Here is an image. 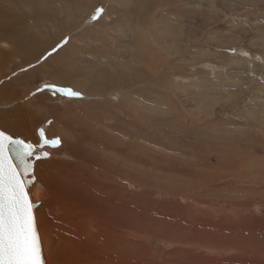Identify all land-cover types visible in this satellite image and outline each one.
<instances>
[{
	"label": "rangeland",
	"instance_id": "1",
	"mask_svg": "<svg viewBox=\"0 0 264 264\" xmlns=\"http://www.w3.org/2000/svg\"><path fill=\"white\" fill-rule=\"evenodd\" d=\"M65 38L67 44L42 59ZM45 85L80 96L53 94ZM38 96L68 112L56 116L48 107L49 120L42 108L32 123L27 112ZM73 114L78 129L71 136L85 139L93 118L94 137L109 132L116 148L120 133L131 144L134 134L145 159L164 164H138L115 150L101 154L94 149L99 143L88 142L73 161L58 151L60 143L45 148L47 157L35 161L42 189L36 184L30 192L40 203L35 217L46 264H77L82 239L114 251L108 264H264V0H0V128L33 144L41 131L60 141L66 129L56 118ZM123 145L116 149L129 152ZM101 157L116 160L120 174L111 185L116 200L130 204L135 225L128 232L111 228L102 215L92 217L108 209L93 190Z\"/></svg>",
	"mask_w": 264,
	"mask_h": 264
},
{
	"label": "bare ground",
	"instance_id": "2",
	"mask_svg": "<svg viewBox=\"0 0 264 264\" xmlns=\"http://www.w3.org/2000/svg\"><path fill=\"white\" fill-rule=\"evenodd\" d=\"M10 9V8H9ZM2 14H3V12H2ZM7 17H8V15H6ZM6 16H4V17H6ZM6 17V18H7ZM9 18H10V16H9ZM14 20V19H13ZM8 25V24H7ZM8 27V26H7ZM4 29H6V28H4ZM13 33H15V32H13ZM14 35V34H13ZM37 40H39L38 38H35L34 39V43H35V41H37ZM44 41H46V40H44ZM49 41V40H48ZM30 42V41H29ZM51 42V41H50ZM32 43V42H31ZM47 43V42H46ZM52 44V43H51ZM45 48V47H44ZM43 47H41L40 49H44ZM32 49V48H31ZM34 54V53H33ZM32 55V54H31ZM36 55V54H35ZM35 55H32L33 56V58H34V56ZM33 58H32V60H33ZM111 74V73H110ZM114 74V73H113ZM112 75V74H111ZM113 76H115V75H113ZM118 79V78H117ZM30 80H32L33 81V79H30V78H26V81L27 82H29ZM62 81H64L65 83H69V84H71V81H72V79L70 78V77H65V74L64 75H62ZM118 82H120V81H118ZM65 86H66V84H65ZM71 86V85H70ZM121 86V85H120ZM97 93V92H96ZM54 94V93H53ZM39 97V96H38ZM49 99V98H48ZM122 105L124 104V102L123 101H121L120 102ZM34 104H35V106H34V110H33V108L32 107H30V110L27 112V116H29V117H31V119H32V123H35V121L37 120V118L39 117L40 119L42 118L41 116H39L40 114H37V112L38 113H40V111H37V110H41L42 108H47V112H48V107L50 108V109H52L54 112H55V115L56 116H60L62 113H65V112H68L66 109H63L62 107H60V106H58L57 104V106H54V105H50L49 104V106H47V103H46V99H43V98H38V99H36V100H34ZM91 110V108H94L93 107V104L92 105H89L87 108H85V111L87 110H89V109ZM71 110V109H70ZM30 111H32V112H30ZM70 113H71V111H70ZM74 115V114H73ZM72 115V116H73ZM47 116H48V119L50 120V119H52V116H54V115H52V116H49V112L47 113ZM66 116H67V113H66ZM72 116H70L69 118L68 117H66V118H68L69 120L67 121V120H65L66 118H56V123H57V125H60L61 124V126L63 125V127H64V129H66V132L67 131H69V134H67L66 132L64 133V132H62V133H60L61 134V139H60V148H59V150L58 151H60L61 152V150H65V152L67 153V155H68V159H70V160H76V159H78L80 156H81V154L80 153H82V154H85L84 153V150L87 148V143L88 142H90V144H89V146L90 147H94V144L95 143H99V146H97V148L96 147H94V149L95 150H97V149H100L101 150V154L102 153H104V152H109V151H111V150H115L119 155H123V157H132V159H133V162H135V163H138V164H144V163H146V162H148V163H150V164H152V163H154L155 165L158 163L155 159H153V160H150V161H147L146 159H145V157H144V153L142 152V151H140L139 149H138V147H137V144H136V141H138L139 140V138L138 137H136L134 134H133V137L135 138L134 140H135V142H133L132 144H131V142L128 140V138L127 137H129L128 136V134H126L125 132H122V133H120V136H121V140L122 141H120V143H124V145L122 146V147H125V148H130V150H129V152H125L124 154H123V151L122 150H120V149H116L117 147H119L120 146V143H118V146L115 148L114 147V143H113V137L112 136H114V138H116L115 137V135H110V133L109 132H104V133H97L96 134V137H94V134L92 135L91 134V132L92 133H94V127H92L91 126V124H93L94 123V121H93V118L91 119L92 121H90V124L88 125L89 126V128L91 129V131L89 130V135L88 136H86V138L85 139H80V138H77V136H71V132H72V130L71 129H73V128H76V129H78L77 128V123L75 122L76 120H75V118H76V116L74 115V117H72ZM51 117V118H50ZM72 117V118H71ZM133 117V116H132ZM88 118H91V117H88ZM131 118V117H130ZM133 119V118H132ZM43 120H46V118H44L43 117ZM85 120H87V119H85ZM18 121H20V118L18 117ZM72 121V122H71ZM79 121H81V120H79ZM2 122V121H1ZM4 122V121H3ZM21 122V121H20ZM38 122H40V121H38ZM82 122V121H81ZM70 123H72V124H70ZM4 124L9 128L8 130H12V131H14V128L12 127V126H10V125H8V124H6L5 122H4ZM55 124V123H54ZM54 124L52 125V130H55L56 129V127H54ZM67 124H70L69 126H67ZM123 124V123H122ZM23 125H24V123H23ZM82 125V127H85V126H83V122L82 123H80L79 124V126H81ZM87 126V125H86ZM123 126V125H122ZM125 126V125H124ZM54 127V128H53ZM102 127V126H101ZM140 127V126H139ZM141 128V127H140ZM24 129H25V125H24ZM86 129V128H85ZM102 129V128H101ZM105 129V131H107V128H104ZM110 129V128H109ZM129 129V128H128ZM82 130H84V128L82 129ZM87 130V131H88ZM93 130V131H92ZM118 130V129H117ZM77 131V130H76ZM103 131V130H102ZM119 131V130H118ZM79 132V131H78ZM82 132V131H81ZM84 132V131H83ZM86 132V131H85ZM121 132V131H120ZM127 132V131H126ZM144 132V131H143ZM88 133V132H87ZM116 133H118V132H116ZM69 135V136H68ZM73 135V134H72ZM80 135H81V133H80ZM84 135H85V133H84ZM87 135V134H86ZM139 135V134H138ZM151 136V135H150ZM153 136V135H152ZM53 137V136H52ZM142 137V136H141ZM140 137V138H141ZM142 139V138H141ZM84 140H86V141H84ZM133 140V141H134ZM152 140H153V137H152ZM157 140V139H156ZM117 145V144H116ZM124 148V149H125ZM177 149V148H176ZM99 150V151H100ZM128 150V149H127ZM127 150H125V151H127ZM90 151V150H89ZM88 151V152H89ZM114 151V152H115ZM87 153V152H86ZM95 153H96V151H95ZM91 154H92V152H91ZM94 154V153H93ZM146 154V153H145ZM229 154L232 156L233 154H234V151H233V153H231V150H230V152H229ZM104 156H105V154H103ZM107 155V154H106ZM61 156V155H60ZM87 156V155H86ZM99 156V155H98ZM111 155H109V157H110ZM114 156V155H113ZM112 156V157H113ZM147 156H148V154H147ZM108 157V158H109ZM116 157V156H115ZM150 157V156H149ZM149 157H147V158H149ZM101 158H103V157H101ZM111 158V157H110ZM109 158V159H110ZM117 158V157H116ZM152 158V157H151ZM150 158V159H151ZM64 159H66V158H64ZM67 159V160H68ZM104 159V158H103ZM162 159V158H161ZM57 160V159H56ZM66 160V161H67ZM94 160V159H93ZM91 161V165L93 164V162L94 161ZM97 160V159H96ZM98 160H99V158H98ZM97 160V162L94 164V170H93V172H94V188H93V190H94V194H96L97 196H98V198H97V200H99L100 199V203L98 204V205H100L102 208H104V207H108V209L107 210H101V209H98V211L100 212H98V211H96V210H94V214L92 215V214H90V215H92V217L93 216H97V215H102V220H104L106 223H108V225H110L111 226V228H112V226L113 227H117V229L119 228V229H123V230H125V231H127L128 229L127 228H129V226H132L134 223H132L130 220H131V218H130V220H129V215H128V213H127V205H130V204H127V205H124L120 200H116V199H118L119 197H118V194H116L115 193V191L112 189V185L111 184H113L114 182L113 181H115L114 179H112L113 177H115L117 174H118V171H117V169H116V160H112V162H110V161H108V160H106V158L104 159L105 161H103V162H101L100 160L98 161ZM111 160V159H110ZM52 161V160H51ZM69 161V160H68ZM121 161H122V159H121ZM124 161V160H123ZM160 161V160H159ZM164 161V160H163ZM50 162V161H49ZM53 162H54V160H53ZM58 162V161H57ZM63 162V161H62ZM65 162V161H64ZM125 162V161H124ZM128 162V161H127ZM167 162V161H166ZM69 163H70V161H69ZM72 163V162H71ZM85 163V162H84ZM163 162H162V160H161V162L160 163H158V164H162ZM208 163V162H207ZM206 163V164H207ZM47 164V163H46ZM45 163H44V165H46ZM58 164H59V162H58ZM57 164V165H58ZM63 164V163H62ZM123 164V163H122ZM147 164V163H146ZM164 164V163H163ZM193 164H195V163H193ZM205 164V165H206ZM49 165V164H48ZM65 165V164H64ZM124 165V164H123ZM132 165V164H131ZM134 165V164H133ZM187 165H189V164H187ZM192 165V164H191ZM197 165H198V163H197ZM201 165V164H200ZM52 166H54V164H52ZM60 166H61V164H60ZM73 166V165H72ZM120 165H118V167H119ZM136 166V165H135ZM163 166V165H162ZM173 168H174V166L173 165H171ZM186 166V165H185ZM190 166V165H189ZM188 166V167H189ZM194 166V165H193ZM199 166V165H198ZM197 166V167H198ZM56 167H58V166H56ZM62 167H64L63 165H62ZM66 167V166H65ZM71 167V166H70ZM75 167V166H74ZM80 167H83V166H80ZM85 167V166H84ZM83 167V168H84ZM125 167V166H124ZM137 167V166H136ZM140 167V166H139ZM44 168V167H43ZM49 167H47V169H48ZM59 168V167H58ZM92 168V167H91ZM123 167H121V169H122ZM140 168H142V167H140ZM163 168V167H162ZM167 168V167H166ZM183 168V167H182ZM190 168V167H189ZM204 168V167H203ZM206 168V167H205ZM45 169V168H44ZM53 170H55V167H53L52 168ZM64 169H66V168H64ZM77 169H81V168H77ZM191 170L193 169L192 168V166H191V168H190ZM51 170V169H50ZM58 170V169H57ZM60 170V169H59ZM67 170H68V168H67ZM84 170V169H83ZM98 170H104V171H98ZM127 170V169H126ZM137 170V169H136ZM140 170V169H139ZM160 170V169H159ZM184 170H186V169H184ZM188 170V169H187ZM186 170V171H187ZM66 171V170H65ZM65 171L63 172V173H65ZM69 171H70V169H69ZM81 171V170H80ZM79 170H78V172H80ZM84 171H86V170H84ZM83 171V172H84ZM124 171V170H123ZM171 171V170H170ZM176 171V170H175ZM180 171V170H179ZM196 171V170H195ZM194 171V172H195ZM43 172H44V170H43ZM56 172V171H55ZM83 172H81V173H83ZM88 172H89V170H88ZM88 172H86V173H88ZM131 172H132V170H131ZM161 172H163L162 170H161ZM197 172V174H198V170L196 171ZM195 172V173H196ZM202 172V171H201ZM201 172L199 171V174L201 175ZM42 173V172H41ZM45 173V172H44ZM60 173H61V171H60ZM59 173V174H60ZM66 173H67V171H66ZM86 173H85V175H86ZM123 173V172H122ZM141 173V172H140ZM139 173V174H140ZM153 173V172H152ZM188 173H189V171H188ZM195 173H191L190 175L192 176V174H195ZM120 174V173H119ZM118 174V175H119ZM124 174V173H123ZM143 174V173H142ZM149 174V172L147 173V175ZM196 174V175H197ZM67 175H68V173H67ZM79 175H80V173H79ZM89 175V174H88ZM91 175H93V174H91ZM125 175V174H124ZM130 175V174H129ZM161 175V174H160ZM43 176H45V175H43ZM51 176V175H50ZM54 176V175H53ZM56 176V175H55ZM63 176V175H62ZM62 176H60L61 178H63ZM70 176V175H69ZM69 176H67V177H69ZM142 176V175H141ZM173 176V175H172ZM176 176V175H175ZM194 176V175H193ZM197 176H199V175H197ZM202 176V175H201ZM52 177V176H51ZM81 177V176H80ZM83 177V176H82ZM98 177V178H97ZM139 177V176H138ZM149 177V176H148ZM147 177V178H148ZM196 177V176H195ZM194 177V178H195ZM53 178V177H52ZM72 178V177H71ZM88 178V177H87ZM90 178V177H89ZM136 178V177H135ZM155 178H157V177H155ZM192 178V177H191ZM193 178V179H194ZM197 178V177H196ZM51 179V178H50ZM49 179V180H50ZM64 179H65V177H64ZM80 179V178H79ZM86 178H84V180H85ZM124 179V178H123ZM138 179V178H137ZM153 179H154V176H153ZM160 179V178H159ZM198 179H199V177H198ZM81 180H83V179H81ZM87 180V179H86ZM119 180V179H118ZM121 180V179H120ZM119 180V181H120ZM139 180V179H138ZM145 180V179H144ZM149 181H151L150 179H148ZM66 181V180H65ZM72 181H73V178H72ZM76 181V180H75ZM140 181V180H139ZM156 181V180H155ZM38 182V181H37ZM58 182V181H57ZM77 182H80V181H78L77 180ZM83 182V181H82ZM87 182H89V181H87ZM125 182H127V181H125ZM131 182H132V180H131ZM40 183V182H39ZM53 183V182H52ZM62 183V182H61ZM72 183V182H71ZM81 183V182H80ZM85 183V185H86V182H84ZM119 183V182H118ZM129 183V182H128ZM127 183V184H128ZM134 183H136V182H134ZM143 183V182H142ZM153 183V182H152ZM64 184V183H63ZM89 184H90V182H89ZM159 184V183H158ZM157 184V185H158ZM160 184H161V182H160ZM167 184V183H166ZM37 185H38V183H37ZM42 185V184H41ZM53 185V184H52ZM65 185H68V184H65ZM84 185V186H85ZM170 185V184H169ZM40 188H41V186L40 185H38ZM43 186V185H42ZM58 186V185H57ZM62 187H64L63 185H61ZM71 186V185H70ZM80 186V185H79ZM109 186H111V187H109ZM173 186V185H172ZM52 188L54 187H56V185L54 186H51ZM80 187H83V186H80ZM87 187H89V186H87ZM168 187V186H167ZM171 187V186H170ZM44 188H45V186H44ZM53 188V189H54ZM127 188V187H126ZM39 189V188H38ZM42 189V188H41ZM57 189V188H56ZM73 189V188H72ZM85 189H88V188H85ZM90 189V188H89ZM118 189V188H117ZM166 189H168V188H166ZM49 190V189H48ZM52 190V189H51ZM55 190V189H54ZM53 190V191H54ZM68 191H69V189H67ZM97 190H99V192L97 191ZM37 191H39V190H37ZM41 191V190H40ZM45 191H47L46 189H45ZM50 191V190H49ZM59 191V190H58ZM61 191V190H60ZM59 191V192H60ZM68 191H66V192H68ZM126 191V190H125ZM124 191V192H125ZM171 191H172V188H171ZM59 192H57V194L59 193ZM63 192V191H62ZM81 192H82V190H81ZM107 192L111 195V197H104L105 195L104 194H102V195H104L103 197L102 196H99V194L98 193H100V195H101V193H106V195H107ZM173 192V191H172ZM53 193V192H52ZM122 193V192H121ZM127 193V192H126ZM54 194V193H53ZM63 194H64V192H63ZM72 194V193H71ZM108 194V195H109ZM123 195H124V193H122ZM61 195V194H60ZM65 195V194H64ZM72 195H74V194H72ZM119 195H120V193H119ZM128 195V194H127ZM40 196V195H39ZM84 196V195H83ZM88 196V195H87ZM96 196V197H97ZM121 196V195H120ZM132 196V195H131ZM56 197H57V195H56ZM67 197H69L68 195H67ZM71 197V196H70ZM79 197V196H78ZM92 197V196H91ZM124 197V196H123ZM130 197V196H129ZM63 198V197H62ZM89 198V197H88ZM127 198V197H126ZM131 198V197H130ZM137 198V197H136ZM71 199H74V198H71ZM85 199H87V198H85ZM90 199V198H89ZM132 199V198H131ZM78 200V199H77ZM81 200V199H80ZM79 200V201H80ZM92 200V199H91ZM96 200V199H95ZM94 200V202H96ZM131 201V200H130ZM140 201V200H139ZM72 202V201H71ZM78 202V201H77ZM89 202V201H88ZM98 202V201H97ZM67 203H69V202H67ZM80 203V202H79ZM135 203V202H134ZM133 204V203H132ZM68 205V204H67ZM134 206H135V204H133ZM73 207V206H72ZM81 207V206H80ZM93 207H95L96 208V206H95V203H94V206ZM64 208V207H63ZM131 208V207H130ZM71 209V208H70ZM69 209V210H70ZM80 209V208H79ZM86 209H88V207L86 208ZM90 209H92V208H90ZM137 209V208H136ZM139 209V208H138ZM73 210V209H72ZM83 210V209H82ZM132 211V210H131ZM139 211V210H138ZM68 212H70V211H68ZM72 212V211H71ZM83 212V211H82ZM74 212H72V214H73ZM78 213V212H77ZM80 213H81V210H80ZM84 213H85V211H84ZM132 213V212H131ZM82 214V213H81ZM77 215H79V214H77ZM87 215V214H86ZM133 215V214H132ZM135 215V214H134ZM77 217V216H76ZM99 217V216H98ZM133 217H135V216H133ZM89 218V217H88ZM79 219V218H78ZM93 219H94V217H93ZM141 219H143V216H142V218ZM136 220V219H135ZM74 221V220H73ZM80 221V220H79ZM96 221V220H95ZM95 221H94V225H96V223H95ZM139 221H141V220H139ZM69 222H70V220H69ZM75 222V221H74ZM87 222V221H86ZM97 222V221H96ZM104 222V223H105ZM132 223V225H131V223ZM78 223V222H77ZM135 223H138L137 221L135 222ZM140 223V222H139ZM144 223V222H143ZM71 224V223H70ZM69 224V225H70ZM74 224V223H73ZM87 224V223H86ZM79 225V224H78ZM88 225V224H87ZM92 225V224H91ZM98 225V224H97ZM107 225V226H108ZM135 225V224H134ZM137 225L138 224H136V227H137ZM146 225H148V224H146ZM75 226V225H74ZM73 226V227H74ZM82 226H84V225H82ZM106 226V225H105ZM139 226H141L142 227V223H140L139 224ZM70 227H71V225H70ZM72 227V228H73ZM76 227V226H75ZM85 227V226H84ZM133 227V226H132ZM135 227V228H136ZM146 228L148 227V226H145ZM140 227H138V229H139ZM145 228V229H146ZM77 229H79V228H77ZM77 229H74V230H77ZM94 229V228H93ZM143 229V228H142ZM156 229V228H155ZM82 230V229H81ZM97 230V229H96ZM100 230H102V229H100ZM122 230V231H123ZM136 230V229H135ZM144 230V229H143ZM153 230V229H152ZM157 230V229H156ZM70 231V230H69ZM104 231V230H103ZM106 231V230H105ZM117 231V230H116ZM154 231V230H153ZM68 232V231H67ZM75 232V231H74ZM91 232V231H90ZM97 232V231H96ZM109 232V231H108ZM128 232V231H127ZM149 232V231H148ZM155 232V231H154ZM69 233V232H68ZM80 232H78V234H79ZM98 233V232H97ZM99 233H101V232H99ZM140 233H141V230H140ZM139 233V234H140ZM70 234V233H69ZM68 234V235H69ZM72 234V233H71ZM75 234H76V232H75ZM89 234V233H88ZM115 234V233H114ZM135 234H136V232H135ZM152 234V233H151ZM158 234V233H157ZM117 235H119V234H117ZM138 235V234H137ZM144 235V234H143ZM143 235H141V236H143ZM65 236V235H64ZM72 236V235H71ZM71 236H69V237H71ZM82 236H84V235H82ZM91 236V235H90ZM106 236V235H105ZM104 236V237H105ZM108 236H111V235H108ZM122 236V235H121ZM134 236V235H133ZM85 237V236H84ZM129 237H130V235H129ZM135 237V236H134ZM72 238V237H71ZM109 238V237H108ZM107 238V239H108ZM114 238V237H113ZM117 238H119V236L117 237ZM138 238V237H137ZM73 239V238H72ZM91 239V238H90ZM110 239H111V237H110ZM123 239V238H122ZM132 239V238H131ZM136 239V238H135ZM64 240H66V239H64ZM116 240V239H115ZM124 240V239H123ZM128 240V239H127ZM134 240V239H133ZM74 241V240H73ZM85 241L86 240H84L83 241V239L81 240V242L78 244L79 246H81V247H77L78 249H80V251H79V256H78V262H77V264H108V262H111V261H113L114 259H112V256L115 254H111V253H113L114 251L112 250L113 249V247L114 246H112V251L113 252H110V253H107V252H105V251H102V250H98V249H96L95 247H92L91 245L92 244H90L91 243V241H90V243H88V244H90V245H86L85 246ZM78 242H79V240H78ZM93 242V241H92ZM126 242V241H125ZM136 242V241H135ZM131 243V242H130ZM138 243V242H137ZM137 243H136V245H137ZM117 244V243H116ZM139 244V243H138ZM64 245V244H63ZM67 245H68V243H67ZM96 245V244H95ZM118 245V244H117ZM117 245H115V246H117ZM127 245H129V244H127ZM140 245V244H139ZM121 246V245H120ZM62 247V246H61ZM65 247V246H64ZM75 247V246H74ZM131 247V246H130ZM60 248V247H59ZM63 248V247H62ZM62 248H60V249H62ZM68 248V246H66V248L65 249H67ZM73 248V247H72ZM77 248H75V249H77ZM126 248V247H125ZM65 249H64V252H65ZM116 249H117V247H116ZM129 249V248H128ZM57 250V249H56ZM124 250V249H123ZM134 250V249H133ZM72 251V250H71ZM74 251V250H73ZM110 251V250H109ZM116 251V250H115ZM132 251V250H131ZM58 252V251H57ZM75 252V251H74ZM127 252V251H126ZM125 251H124V253H122V254H125L126 253ZM130 254V253H129ZM63 255V254H62ZM68 255H69V253H68ZM120 255V254H119ZM66 256V255H65ZM115 256V255H114ZM116 256H117V254H116ZM126 256H128L127 254H126ZM125 255H124V257H126ZM69 257H70V255H69ZM115 258V257H114ZM70 259V258H69ZM112 259V260H111ZM67 260V259H66ZM65 260V261H66ZM73 260V259H72ZM71 259L69 260V261H72ZM107 260H108V262H107ZM116 260V259H115ZM127 261V260H126ZM126 261H122V262H124V264H125V262ZM129 261V260H128ZM139 261V260H138ZM137 261V262H138ZM73 262H75V261H73ZM114 262H116V261H114ZM118 262V261H117ZM64 263V262H63ZM72 263V262H71ZM118 264V263H117ZM126 264H127V262H126Z\"/></svg>",
	"mask_w": 264,
	"mask_h": 264
},
{
	"label": "snow or ice",
	"instance_id": "3",
	"mask_svg": "<svg viewBox=\"0 0 264 264\" xmlns=\"http://www.w3.org/2000/svg\"><path fill=\"white\" fill-rule=\"evenodd\" d=\"M102 12V8L97 9L92 20L98 19ZM68 39L42 59L55 54ZM45 88L69 98L80 96L70 88L55 85ZM59 143V139H46L43 131L39 142L33 144L0 130V264H46L34 212L38 205L31 200L28 189L34 183V161L46 158L48 153L44 149Z\"/></svg>",
	"mask_w": 264,
	"mask_h": 264
},
{
	"label": "water",
	"instance_id": "4",
	"mask_svg": "<svg viewBox=\"0 0 264 264\" xmlns=\"http://www.w3.org/2000/svg\"><path fill=\"white\" fill-rule=\"evenodd\" d=\"M0 130H2L1 128H0ZM14 138H18V139H23V138H21V137H18V136H13ZM24 140V139H23ZM35 165H36V162L34 161V167H33V176H34V183H30V187H29V189H28V191H29V194H30V198H31V200L33 201V198H32V193L30 192V190L37 184L36 183V178H35ZM31 177L29 178V180L31 181ZM34 202V201H33ZM37 205H38V207L40 206V203H36ZM37 207V208H38ZM34 212H35V210H34ZM43 249V248H42ZM44 255V254H43Z\"/></svg>",
	"mask_w": 264,
	"mask_h": 264
}]
</instances>
